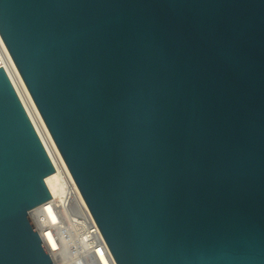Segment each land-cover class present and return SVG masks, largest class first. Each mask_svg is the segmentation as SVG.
Masks as SVG:
<instances>
[{"label": "water", "instance_id": "obj_1", "mask_svg": "<svg viewBox=\"0 0 264 264\" xmlns=\"http://www.w3.org/2000/svg\"><path fill=\"white\" fill-rule=\"evenodd\" d=\"M0 37L115 264H264V0H0ZM54 171L0 66V264H53Z\"/></svg>", "mask_w": 264, "mask_h": 264}, {"label": "built area", "instance_id": "obj_2", "mask_svg": "<svg viewBox=\"0 0 264 264\" xmlns=\"http://www.w3.org/2000/svg\"><path fill=\"white\" fill-rule=\"evenodd\" d=\"M0 66L9 78L28 118L30 119L43 147L45 148L52 165H55L47 151L43 139L48 144L52 153L53 146L45 131L41 128L42 137L37 131L35 124L28 112L37 117L36 106L18 72L13 61H6V67L0 61ZM26 103V104H25ZM28 107V108H27ZM39 113V112H38ZM37 124H40L37 120ZM54 154V153H53ZM65 165V163H64ZM64 170L65 183L62 189V196L57 199L51 196L47 202L29 211V218L39 238L46 248L53 264H115L109 249L86 205L69 171L59 164ZM66 166V165H65ZM67 168V167H66ZM68 170V169H67ZM47 208L55 214L56 220L51 221L47 215ZM68 231L73 236L74 255L66 259L59 255L62 248V233ZM48 234V235H47ZM49 236V237H48ZM52 241L54 246L49 243ZM73 260H76L73 261Z\"/></svg>", "mask_w": 264, "mask_h": 264}, {"label": "bare ground", "instance_id": "obj_3", "mask_svg": "<svg viewBox=\"0 0 264 264\" xmlns=\"http://www.w3.org/2000/svg\"><path fill=\"white\" fill-rule=\"evenodd\" d=\"M0 61L3 62L4 66L6 67V61H10L12 62V59L0 37ZM33 102V101H32ZM26 104V103H25ZM34 104V103H33ZM28 108V107H27ZM37 110V109H36ZM28 112L31 115V118L35 124V127L37 129V131L39 132L40 136L42 137V133H41V128L43 131H45V133L47 134L48 138H49V142L51 143V145L53 146V150H55V152L52 153L51 149L49 148L48 144L46 143V141L43 139V142L47 148V151L55 165V171L48 175L45 178V184L51 194V196H53L54 198L59 199L62 196V189H63V185L65 183V175H64V170H62V168L59 166V164L64 166V169L66 172H68L66 166L64 165V161L61 157V155L59 154L40 114L38 113V111H36L37 113V117L32 116L29 108H28ZM37 120H39L40 124H37ZM43 138V137H42ZM46 204V203H45ZM47 210V215L49 220L51 221H55L56 217L55 214L53 213V211H51L49 208L46 209ZM48 235V234H47ZM49 237V236H48ZM62 248L61 251L59 252V255H61V257H64V259H66L67 257H69L70 255H74V243H73V236L71 235V233H69L68 231L62 233ZM49 243L51 244V246L54 244L52 243V241L49 240ZM76 262V260H73Z\"/></svg>", "mask_w": 264, "mask_h": 264}]
</instances>
